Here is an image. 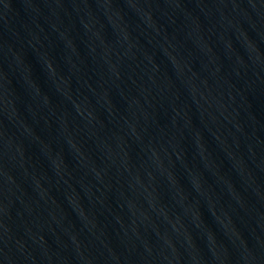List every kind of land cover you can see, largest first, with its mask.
Wrapping results in <instances>:
<instances>
[{
	"label": "water",
	"instance_id": "95a60500",
	"mask_svg": "<svg viewBox=\"0 0 264 264\" xmlns=\"http://www.w3.org/2000/svg\"><path fill=\"white\" fill-rule=\"evenodd\" d=\"M0 264H264V0H59Z\"/></svg>",
	"mask_w": 264,
	"mask_h": 264
}]
</instances>
